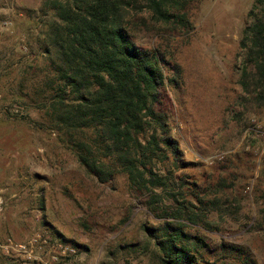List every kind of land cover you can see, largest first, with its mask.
I'll use <instances>...</instances> for the list:
<instances>
[{
	"label": "rangeland",
	"instance_id": "1",
	"mask_svg": "<svg viewBox=\"0 0 264 264\" xmlns=\"http://www.w3.org/2000/svg\"><path fill=\"white\" fill-rule=\"evenodd\" d=\"M46 1L0 0V264H160L153 237L163 219L145 197L122 174L96 182L46 127L42 37L55 20ZM252 2L195 0L188 40L168 46L180 73L162 107L185 163L178 172L204 199L214 196L208 186H228L215 194L226 202L206 215L208 227L183 229L205 244L195 264H264V105L246 103L238 85V41ZM136 40L164 45L148 33ZM220 244L241 248L246 261Z\"/></svg>",
	"mask_w": 264,
	"mask_h": 264
},
{
	"label": "trees",
	"instance_id": "2",
	"mask_svg": "<svg viewBox=\"0 0 264 264\" xmlns=\"http://www.w3.org/2000/svg\"><path fill=\"white\" fill-rule=\"evenodd\" d=\"M194 1L45 2L55 18L42 37L50 72L44 81L49 94L40 103L46 127L96 182L122 174L145 197V207L163 219L153 237L160 264H195L197 249L205 244L183 229L187 223L208 227L206 215L224 210L226 202L215 194L228 188L216 182L208 186L214 196L204 199L195 181L178 172L185 163L162 107L167 87L180 73L168 46L176 38L188 40L193 28L188 10ZM138 33L153 34L164 45L141 46ZM238 48L244 101L262 107L264 0H253L247 11ZM261 167L264 182V159ZM258 199L264 205V188ZM219 248L237 260L247 259L241 248Z\"/></svg>",
	"mask_w": 264,
	"mask_h": 264
}]
</instances>
